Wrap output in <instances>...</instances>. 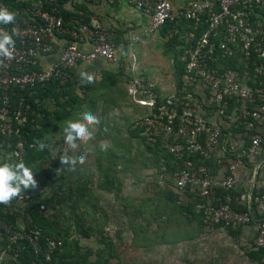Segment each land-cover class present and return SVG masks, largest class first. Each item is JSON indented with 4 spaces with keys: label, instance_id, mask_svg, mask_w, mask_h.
I'll list each match as a JSON object with an SVG mask.
<instances>
[{
    "label": "built area",
    "instance_id": "2783aa9c",
    "mask_svg": "<svg viewBox=\"0 0 264 264\" xmlns=\"http://www.w3.org/2000/svg\"><path fill=\"white\" fill-rule=\"evenodd\" d=\"M125 1L149 17L144 27L147 35H153L168 21L178 24L185 18L199 22L207 15V29L181 55L186 62L181 88L174 82L172 91L162 95L146 79H132L131 91L150 108L147 115L134 121L132 128L143 127L142 134L151 144L162 139L173 155L177 167L172 180L179 190V205L189 204L194 193L205 219L225 221L235 227H248L255 222V246L264 248V156H260L264 151V0H192L179 10L171 0ZM0 6L9 9L1 0ZM31 12L35 23L16 18L9 27L0 24V28L9 32L15 28L18 33L14 35L15 59L0 65V165L16 162L26 151L22 130L32 108L26 90L53 78L68 80L81 62L98 58L111 63L118 60L116 40L97 17L90 24L77 20L78 30L72 31L74 36L93 44L92 50L85 51L71 40L58 47V38L71 34V27L57 7L46 10L40 6ZM52 55L58 56L53 62L44 63ZM240 56L246 62L244 75L225 65V59ZM250 63L254 75H250ZM249 79L255 87L248 84ZM231 99L240 102L239 106L230 108ZM250 102L258 103L250 108ZM14 137L19 139L13 140ZM196 157L202 161L197 162ZM211 157L217 160L216 170L205 163ZM163 162L161 171L166 169L167 161ZM253 179L252 214L249 190ZM241 185L244 190L239 202L246 203L248 211L235 210L232 205L229 191ZM223 189L228 191L224 200L219 195ZM215 195L221 199L218 207L211 200ZM28 198V192L19 196L20 200ZM8 232L10 239L26 240L36 252L42 246L41 228L22 232L9 228ZM47 245L53 251L63 246V241L47 238ZM46 259H51L50 252Z\"/></svg>",
    "mask_w": 264,
    "mask_h": 264
},
{
    "label": "trees",
    "instance_id": "16d2710c",
    "mask_svg": "<svg viewBox=\"0 0 264 264\" xmlns=\"http://www.w3.org/2000/svg\"><path fill=\"white\" fill-rule=\"evenodd\" d=\"M9 6V10L17 13L16 18L23 20L29 19L30 22L35 23L34 19H31V9L43 6L46 10H52L57 7L59 14L63 17L64 22L73 30H78L79 22L91 23L93 11L85 4L84 1L79 4H74L71 0H1ZM37 3V5H35ZM74 5V8L71 5ZM30 8V9H29ZM27 10V12H26ZM207 15L203 16V19L196 22L194 19H181L178 24L168 21L165 24L166 29L173 32L172 37L169 40V47L174 49V58L176 69L174 71L175 83L177 88L183 86V76L185 73L186 62L182 59V53L185 48L198 41L201 34L207 29L208 23L206 21ZM77 20L79 22H77ZM6 25V26H10ZM182 33H186L188 37L184 41ZM67 40H74V37L70 33L66 35ZM180 36L182 38L180 40ZM192 37V39H191ZM222 38L219 37L218 40ZM191 39V40H190ZM73 42V41H71ZM181 43V44H180ZM180 48H177L179 47ZM242 55V54H241ZM241 59V60H240ZM225 59V65L231 68L240 75H244L246 62L243 57ZM253 65L249 66L250 75L254 73L251 69ZM123 74H112L107 72L102 80L95 79V83L86 84L81 82L79 77L71 72V77L64 81L60 78H53L49 82L39 83L31 90H26V95L32 105L29 113V121L22 130V139L26 140L25 153L20 156L16 162H9L8 164L15 165L23 162L29 167L36 175L38 187L35 189H26L23 192L29 193L28 199L20 200L19 197L14 199L10 205L0 204V264H122V257L118 252L116 240L111 237L110 234H106V227L110 221L108 214L103 211L104 207L96 202L94 196V177H96V186L107 192H112L113 189L121 190V178L120 174L126 172L124 170L129 169L127 161L122 162L125 156L119 151H116L114 147H106L105 145L97 146L95 150V169L96 174L89 173L87 170L80 168L78 164L68 163L62 164L61 158L68 157L74 160L72 155H68L61 149L56 154L58 149V143L53 139L57 133L65 134L64 129L67 127L69 119L78 115L74 114L83 108V105L88 101L87 97L91 94V90L94 89V93L98 92L99 96L107 93V91L119 93L118 83ZM254 75V74H252ZM256 78V76H255ZM251 79L248 80V84L253 87ZM90 91V92H85ZM155 91L162 95H168V93H162L161 89L155 87ZM30 92V93H29ZM81 92H85V96L81 95ZM116 103V100L113 99ZM259 102V101H258ZM250 102L248 106L253 108L257 103ZM262 102V101H261ZM89 107L87 111L97 109V101L95 100L93 93L88 101ZM54 104V107L51 105ZM240 102H236L231 99V107L239 106ZM88 106V105H87ZM80 113H83L82 111ZM134 123V122H133ZM128 126V132L131 137L141 139L145 145L143 154L146 155L148 162H143V168H147L152 164L153 168L157 169V175L160 173V179L162 182L168 185L169 189H164L162 198L168 200L174 204V206L183 211L189 222L197 220L199 228L202 229L207 226H211L214 229H224L228 235L234 239L239 240L243 236L247 237L246 255L251 262L256 264L264 263V248H257L255 246V240L258 235L253 231H246V227L240 225L238 227L232 226L231 223L225 221L213 222L211 219H205L204 210H199L197 207L198 199L191 193V200L189 204L177 203L179 190L172 180V172L176 169L177 163L174 162L173 155L164 147L162 139L155 144H151L146 140V137L142 134V128L134 129L132 125ZM109 124L103 119L99 123L97 133L103 139H112L114 146L119 148L117 140V134L109 131ZM118 132V131H117ZM18 137H14L13 140ZM19 139V138H18ZM45 145L44 149L39 150V144ZM264 146V141H263ZM15 147L11 148L13 151ZM119 150V149H117ZM264 152V151H263ZM149 155V156H148ZM262 156V155H260ZM259 156V157H260ZM264 156V155H263ZM163 159L167 161L165 170L161 171L163 167ZM197 162L202 161L201 158L196 157ZM205 163L209 168L216 170L217 160L214 157L207 158ZM252 167L251 163L249 164ZM128 167V168H127ZM85 178V179H84ZM96 188V189H98ZM244 187L238 186L233 188L229 192L231 193L233 200L232 205L235 210L248 211L246 203H240V195ZM227 190H220L219 195L222 200L227 193ZM215 195L211 197V200L215 207H218L221 199L216 198ZM208 200H205L207 202ZM138 199L132 201V210H129V205L125 206V215L127 216L125 230L130 231L132 234V243L135 248H149L154 245L163 244L167 242L177 243L181 240L190 239L193 236L187 234L180 237L175 234L172 236H165L163 233L153 234L150 231V220L143 223L139 221V217L146 215L143 212L141 202ZM164 202V201H163ZM45 205L46 213L41 209V206ZM159 205V204H158ZM153 206V205H152ZM161 210L158 206L157 209L153 206V210L150 212L151 220L159 221L163 224L165 219L162 218ZM255 214L257 211L255 209ZM159 225V224H158ZM12 228L16 231H30L35 228L42 229L41 244L39 251L36 252L33 245L28 241L17 238L16 240L10 239L8 229ZM161 228L158 226L156 230ZM121 234V231H116V237ZM96 237L97 241L95 246L85 245L83 239H92ZM180 237V238H178ZM47 238H57L63 241V246L50 251L47 245ZM50 252L51 259H46V253ZM4 254V256H2ZM17 254V255H16ZM187 254V253H186Z\"/></svg>",
    "mask_w": 264,
    "mask_h": 264
},
{
    "label": "rangeland",
    "instance_id": "374dc122",
    "mask_svg": "<svg viewBox=\"0 0 264 264\" xmlns=\"http://www.w3.org/2000/svg\"><path fill=\"white\" fill-rule=\"evenodd\" d=\"M131 83L132 80H125V82L120 80L119 93H114L109 90L107 93L103 94V96H99L98 92L94 93V89H92L91 92L97 101V109L93 110V112L91 110L87 111L95 115L99 123L103 119L106 123H110L109 131L116 133L118 136L116 138L120 139V141L117 140L119 148L114 146L112 139H103L100 137L97 133L99 123L91 126L90 130L94 133L93 139L87 143L77 140V146L75 148L66 143L65 134L62 135L59 132L53 139L54 142L58 143L56 154L61 149L68 155H72L75 164H78L81 169L87 170L89 173L93 174H96L94 159L95 153H97V150H95L97 146L105 145L110 148L114 147L116 151H119L118 153L125 156V159L121 158L120 160H122V162L127 161L129 169L124 170L126 172L120 174V191L118 189H113L112 192H107L99 189L96 186V177H94L93 187L96 202L104 207L103 211L110 217L108 227H106V234H110L111 237L116 240L118 252L122 257V264H254V262H250L246 255L247 246L250 245V243H246L248 236H243V238L241 237L237 240L228 235L227 232L221 228L214 229L211 226H207L200 229L197 220L187 222L185 229H189L190 232L188 234L193 236L188 240L177 243L172 242L170 244H158L149 248H135V246H133L132 234L124 228L127 220L124 211L125 206L129 205V210H132V201H134L135 204V199H138V202L142 204L143 212L146 214L144 218L139 217L138 220H150V222H156L162 227L164 225H162L161 222L151 220L153 217H150L148 211L153 209V206L156 209L159 206L161 210L158 212L161 213L165 209H172L175 206L172 202L168 200L165 201L162 198L164 189H169V186L166 185L165 182L163 183L162 178L160 179V175L154 172L157 171V169L153 168L150 162L148 163L150 167L143 168V162H148V159H146L147 156L143 154L145 145L142 143L141 139L129 135L128 126H131L138 115L142 116L145 112L140 107H134V103L136 102L137 105L139 100L134 91H131ZM85 92H81V95L85 96ZM170 92L171 91H169V93ZM92 93L87 97L88 101ZM119 98H121L118 100L120 102L119 107L115 109L112 100H117ZM88 101L83 105L80 111L74 113L78 115V117L75 118L74 116L69 119V121L82 119V114L85 113L86 108L89 107ZM51 107H54V104H52ZM101 107L104 109H101ZM133 107L138 114L134 112ZM81 111L83 113H80ZM103 112H106L105 116ZM117 116H119V118ZM111 123L114 124V126H111ZM261 155L263 156L264 152ZM42 210L45 211L46 207ZM46 213H48V211ZM184 224L185 223L182 222V225ZM162 227L153 234H170L175 230L174 227L164 226L163 229ZM117 230H120L121 234L116 237ZM173 234L174 233H171L170 235L173 237ZM96 241L97 238L92 237L90 240L83 239L82 243L95 246ZM2 256H4V254H2Z\"/></svg>",
    "mask_w": 264,
    "mask_h": 264
},
{
    "label": "crops",
    "instance_id": "0c3cea01",
    "mask_svg": "<svg viewBox=\"0 0 264 264\" xmlns=\"http://www.w3.org/2000/svg\"><path fill=\"white\" fill-rule=\"evenodd\" d=\"M71 1L74 4H79L80 2L84 1L85 4L93 11L92 18L97 17L101 25L111 34H113L117 43L118 60L116 62L111 63L104 58H98L92 62H81L78 67L73 69V73L76 74L77 77H79V73L81 71L94 74L95 79L98 80H102L107 72L112 74L121 73L123 75L120 80L123 82H125V80L131 81L136 77H142L152 83L158 89H161L162 93H168L169 91H172L175 82L174 71L176 69V64L173 55L174 49L169 47V40L173 35L171 30L166 29L164 26L163 28L156 31L153 35L145 34L144 27L147 24L149 17L145 13L137 10L125 0ZM171 1L174 8L179 10L188 5L192 0ZM73 3L71 7L74 8ZM182 34L185 39L180 36V40L184 39L185 41L188 35L186 33ZM71 36L74 37V40L71 39V41L76 42L83 50H92L93 44L90 41L82 39L80 36H74L72 32ZM136 38L137 40H135ZM66 40L67 38L65 35L61 39L58 38V47L61 48L66 43ZM177 48H180V46ZM57 56L58 55L47 56L44 63L53 62ZM81 82L83 81L81 80ZM118 88L120 89L119 83ZM120 99L121 98L117 99L116 103L114 101L112 102L114 103L115 109L119 107L120 102L118 100ZM135 106L140 107L143 109V111H145L142 116L147 115L150 112V108L147 106V104L139 102L136 105L135 102L134 107ZM101 109L104 108L101 107ZM134 112L138 114L135 110ZM103 114L105 116L106 112H103ZM142 116L138 115L134 120ZM117 117L119 118V116ZM108 126H110V123ZM111 126H114V124L111 123ZM152 210L153 209L149 210L148 212L150 213ZM163 218L165 219V222H163L162 225L165 227L175 228V230L171 232L174 233L173 235L177 234L182 237L186 235V233L188 234L190 232L189 229H185L187 222L189 221L188 218L185 216L183 211L177 209L176 207H173L172 209H165L163 212ZM140 221L147 223L144 220ZM146 221L149 222V220ZM182 222L185 224L182 225ZM149 223L151 232H155L157 227L160 226L156 222ZM251 230V226L246 227V231L250 232ZM170 234H165V236H171ZM182 241L183 240L179 242ZM170 243L171 242H167L164 244Z\"/></svg>",
    "mask_w": 264,
    "mask_h": 264
},
{
    "label": "clouds",
    "instance_id": "9594fccd",
    "mask_svg": "<svg viewBox=\"0 0 264 264\" xmlns=\"http://www.w3.org/2000/svg\"><path fill=\"white\" fill-rule=\"evenodd\" d=\"M17 13L9 10L7 7L0 6V24L9 25L16 21ZM14 35H18L16 29L11 32L0 28V65H3L6 60L15 59V40ZM78 67V66H77ZM79 78L86 84L95 83V75L86 71L79 73ZM99 123V120L91 112L82 114V119L69 121L64 129L65 141L71 147L75 148L76 141L79 140L87 143L92 140L94 133L90 130L91 126ZM45 145L39 144V150H43ZM83 162V161H81ZM62 164L75 163L68 157L61 158ZM38 187V182L32 170L23 162L14 166L8 163L0 165V204L10 205L12 201L18 198L26 189H35Z\"/></svg>",
    "mask_w": 264,
    "mask_h": 264
},
{
    "label": "water",
    "instance_id": "95a60500",
    "mask_svg": "<svg viewBox=\"0 0 264 264\" xmlns=\"http://www.w3.org/2000/svg\"><path fill=\"white\" fill-rule=\"evenodd\" d=\"M257 173H258V167H256L254 170V179H255ZM254 179L252 181V184H251L250 190H249V196H250V198H249V209H250V212L252 214H253V211H252V193H253V189H254ZM253 217L256 218L255 215H253Z\"/></svg>",
    "mask_w": 264,
    "mask_h": 264
}]
</instances>
